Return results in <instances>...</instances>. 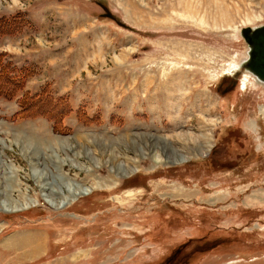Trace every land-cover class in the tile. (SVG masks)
I'll return each instance as SVG.
<instances>
[{"label":"rangeland","instance_id":"1","mask_svg":"<svg viewBox=\"0 0 264 264\" xmlns=\"http://www.w3.org/2000/svg\"><path fill=\"white\" fill-rule=\"evenodd\" d=\"M15 14L0 54L53 115L0 99V233L44 226L54 264H264V83L238 69L264 0H0ZM66 185L87 193L56 208Z\"/></svg>","mask_w":264,"mask_h":264},{"label":"crops","instance_id":"2","mask_svg":"<svg viewBox=\"0 0 264 264\" xmlns=\"http://www.w3.org/2000/svg\"><path fill=\"white\" fill-rule=\"evenodd\" d=\"M11 225L0 233V264H54L55 258L47 257L50 240L44 226Z\"/></svg>","mask_w":264,"mask_h":264},{"label":"trees","instance_id":"3","mask_svg":"<svg viewBox=\"0 0 264 264\" xmlns=\"http://www.w3.org/2000/svg\"><path fill=\"white\" fill-rule=\"evenodd\" d=\"M16 22H19L17 14L13 15L11 18L3 17L0 19V37L16 32L19 27V24L16 26ZM3 58L4 55L0 54V99L9 100L23 92L25 78L28 76L26 74L24 75L23 69L17 71L8 63H4ZM43 96L44 92L33 96L29 93L23 92L20 100L18 101L19 110L15 114V117L18 119H28L40 115L52 116L53 112L50 109H44V113L42 112L43 104L41 99ZM66 113V109L60 110L55 119L58 121L62 120L66 116Z\"/></svg>","mask_w":264,"mask_h":264},{"label":"water","instance_id":"4","mask_svg":"<svg viewBox=\"0 0 264 264\" xmlns=\"http://www.w3.org/2000/svg\"><path fill=\"white\" fill-rule=\"evenodd\" d=\"M240 36L248 46V52L247 58L239 65V71L264 83V24L242 28Z\"/></svg>","mask_w":264,"mask_h":264},{"label":"bare ground","instance_id":"5","mask_svg":"<svg viewBox=\"0 0 264 264\" xmlns=\"http://www.w3.org/2000/svg\"><path fill=\"white\" fill-rule=\"evenodd\" d=\"M238 69H239V67H238ZM248 74V73H247ZM248 75H250V74H248ZM251 76V75H250ZM255 79V78H254ZM256 80V79H255ZM257 81V80H256ZM259 82V81H258ZM244 84H245V80H244ZM181 136V135H180ZM182 136H183V138H181V139H186L187 140V143H186V145H187V147L189 146V144L191 143V144H195L194 142H195V140H194V137L192 138L191 136H189L188 134H182ZM191 138V139H190ZM184 143V142H183ZM105 145V144H104ZM183 146H184V144H183ZM210 147H208V148H205V152L207 153L208 152V149H209ZM172 152V153H171ZM171 152L170 153H168V156H167V158H166V160L164 161V163H170V162H172V163H179V162H184L185 160H186V158L183 156V155H181V154H179L178 155V151L176 150H171ZM120 171L123 173V175L125 176L126 175V171H124L121 167H120ZM44 186V185H43ZM71 186V185H70ZM66 187H67V189H68V196L67 197H64L63 198V200L57 205L56 203L54 204V203H52V202H50V200H48L47 199V201H49L51 204H53V206H56V208H61V207H63L64 205H66V204H68V202L69 201H73L74 200V198L75 197H77V196H81V195H84V194H86L87 193V189L86 188H84V191H82V188L83 187H81V186H78V187H76L75 186V188L74 187H68L67 185H66ZM44 189V188H43ZM90 189V188H89ZM80 191H82V192H80ZM89 191V190H88ZM44 196V195H43ZM69 196H71L72 198H68ZM46 201V200H45ZM49 204V203H48ZM16 206V205H15ZM52 206V205H51ZM0 209H2V210H4L5 212H11V211H13L14 209H12L11 208V206H10V204H8V202H6V201H1L0 202Z\"/></svg>","mask_w":264,"mask_h":264}]
</instances>
